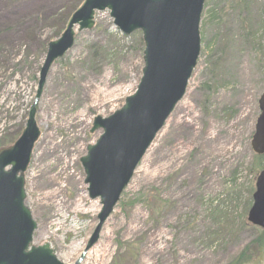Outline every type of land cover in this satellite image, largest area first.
<instances>
[{
    "label": "rangeland",
    "instance_id": "374dc122",
    "mask_svg": "<svg viewBox=\"0 0 264 264\" xmlns=\"http://www.w3.org/2000/svg\"><path fill=\"white\" fill-rule=\"evenodd\" d=\"M78 2L0 0V148L25 127L54 31L48 19ZM94 21L46 76L24 177L32 243L48 244L62 264L78 260L98 223L79 163L100 135L89 133L92 120L123 105L143 67L140 32L122 35L107 12ZM199 34L183 99L81 264H264L262 232L247 222L264 170L250 147L264 91V0H205Z\"/></svg>",
    "mask_w": 264,
    "mask_h": 264
},
{
    "label": "water",
    "instance_id": "95a60500",
    "mask_svg": "<svg viewBox=\"0 0 264 264\" xmlns=\"http://www.w3.org/2000/svg\"><path fill=\"white\" fill-rule=\"evenodd\" d=\"M205 0H83L69 16L58 39L47 44L37 89L25 127L10 146L0 149V264H62L48 244L33 246L37 224L25 205L24 175L40 136L36 105L51 66L73 46L75 35L94 27L96 13L107 11L113 26L129 36L141 33V77L135 92L107 118L95 117L89 133L101 131L79 163L90 200L101 206L97 225L83 253L98 241L101 229L128 186L156 134L183 98L200 52L199 23ZM251 140L264 155V92ZM247 222L264 231V171L255 180Z\"/></svg>",
    "mask_w": 264,
    "mask_h": 264
},
{
    "label": "trees",
    "instance_id": "16d2710c",
    "mask_svg": "<svg viewBox=\"0 0 264 264\" xmlns=\"http://www.w3.org/2000/svg\"><path fill=\"white\" fill-rule=\"evenodd\" d=\"M83 0H79L77 7L81 4ZM77 7H72V8H67L66 11L63 14H58L50 19H48V21L50 22H54V26L53 29L54 31L52 32V34L50 35V37L46 40L47 43L51 40H54L56 38L59 37L60 33L63 31L66 21L68 19V17L70 16V14L77 8ZM138 44L140 46V51L142 50V42L141 40L138 41ZM257 160L260 162L262 160H264V156L257 158ZM263 170V168L261 169ZM263 237H264V232H262V237L258 239L259 245H263L264 241H263ZM264 246V245H263ZM239 262H242L241 259H236L234 261L235 264H239Z\"/></svg>",
    "mask_w": 264,
    "mask_h": 264
},
{
    "label": "bare ground",
    "instance_id": "6f19581e",
    "mask_svg": "<svg viewBox=\"0 0 264 264\" xmlns=\"http://www.w3.org/2000/svg\"><path fill=\"white\" fill-rule=\"evenodd\" d=\"M52 183V182H51ZM56 195L58 196V194L56 193V194H54V193H51V194H47L45 197L46 198H50V197H56ZM81 203V202H80ZM58 205H60V206H62V202H59V204ZM76 208L77 209H79V208H81L80 206H79V204L78 205H76ZM61 220H62V218H60ZM100 252H97L96 253V255L94 256V258H95V260H96V258H98V257H101L99 254L101 253V252H104L105 253V251L103 250V251H101V250H99ZM94 263V262H93Z\"/></svg>",
    "mask_w": 264,
    "mask_h": 264
}]
</instances>
